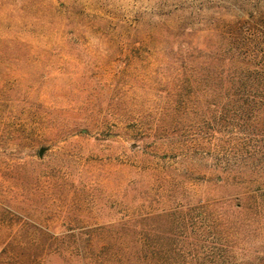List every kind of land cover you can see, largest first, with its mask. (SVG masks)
<instances>
[{"label":"rangeland","instance_id":"374dc122","mask_svg":"<svg viewBox=\"0 0 264 264\" xmlns=\"http://www.w3.org/2000/svg\"><path fill=\"white\" fill-rule=\"evenodd\" d=\"M255 58L264 0H0V264H264V186L213 172L264 181L219 114Z\"/></svg>","mask_w":264,"mask_h":264},{"label":"trees","instance_id":"16d2710c","mask_svg":"<svg viewBox=\"0 0 264 264\" xmlns=\"http://www.w3.org/2000/svg\"><path fill=\"white\" fill-rule=\"evenodd\" d=\"M250 63L259 66L258 72L245 71L243 75H237L230 68H225L224 71L217 74L220 83L224 84L219 106L220 123L223 131L228 129L232 123L238 125L242 123L243 125L240 127L245 132H249L256 123L264 125V60L255 58V60H250ZM239 64L246 69L251 68L249 61ZM260 130L263 132L264 126ZM219 138L216 139L219 141ZM262 156L264 159V152ZM237 159H240V163H236L235 167H229L225 164L222 168L219 167L213 171L216 178H220L222 181L226 180L225 178H228L227 180L242 179L244 182L256 185L257 188L251 189L250 193L259 191L260 187L264 186L262 185L264 181H259V178L256 177L252 179V177L257 174V177L259 175L262 178L263 170L255 161L254 154L249 152L237 154ZM242 208L243 206L239 205V210ZM193 218L191 215V219ZM191 225L194 226V223ZM135 242L137 243V240ZM82 254L84 251L83 253L79 251V256Z\"/></svg>","mask_w":264,"mask_h":264},{"label":"water","instance_id":"95a60500","mask_svg":"<svg viewBox=\"0 0 264 264\" xmlns=\"http://www.w3.org/2000/svg\"><path fill=\"white\" fill-rule=\"evenodd\" d=\"M45 152V149L44 148H41L39 150V157H42L43 153Z\"/></svg>","mask_w":264,"mask_h":264}]
</instances>
